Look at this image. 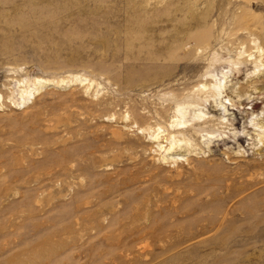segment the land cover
<instances>
[{"label": "rangeland", "instance_id": "rangeland-1", "mask_svg": "<svg viewBox=\"0 0 264 264\" xmlns=\"http://www.w3.org/2000/svg\"><path fill=\"white\" fill-rule=\"evenodd\" d=\"M262 64L264 0H0V264H264Z\"/></svg>", "mask_w": 264, "mask_h": 264}, {"label": "bare ground", "instance_id": "bare-ground-1", "mask_svg": "<svg viewBox=\"0 0 264 264\" xmlns=\"http://www.w3.org/2000/svg\"><path fill=\"white\" fill-rule=\"evenodd\" d=\"M262 66H264V65L262 64ZM254 67L258 68L259 66L254 65ZM224 80H225V77L223 76V82L222 83L220 81L214 80L212 85H207V84L205 85V83H204V84H200L199 86L201 89L206 90L205 96H207L206 98H210L213 101V103L215 104L214 105L215 108H218L219 110L221 109L223 111H226L227 107L232 105L233 101L227 95L223 96V93L225 91L224 86L226 85ZM46 83H47L46 80H39L38 79V80H36V87H34L32 90L28 91L25 88L20 89L19 97H18L19 101L14 102V105L20 106L21 104L27 103V101L31 100L37 94L38 91H40L42 88H44L46 86ZM233 88H234L233 90H236V86ZM236 95H237V93H236ZM191 106L192 105H188V107H191ZM198 106H199V104L193 105V108H196L193 111V115H192L193 120L198 122L202 118L208 119L209 117H204L202 109L198 108ZM174 110H175L174 115H173L174 119L169 124V127L173 130V134L169 133L168 136L165 138V142H166L165 146H163L161 144V142L159 141V137H160V134H159L160 128L159 127L150 133V139L155 143L157 150L160 151V153H161L160 159L162 162H167V160L172 161V162L177 161L178 160L177 157H179V156L176 153L173 154V152L176 151V148H178V149L183 148L182 150H184L185 152H188L189 149H191L193 147V145L191 144L192 141L190 140L191 138H189L190 136L187 135L188 138L186 137V134L188 133L187 131H189L191 134H194V136H196V134L197 135L199 134L192 127V124L190 123V121H192V120H189L185 117V115L187 113L185 107H182L181 105H177ZM255 118H257V116ZM255 118H252L251 120H249L251 131L254 135L253 138L252 137H249V138H250V140H252L254 147H257V149L258 148L264 149V122L260 121V120H255ZM223 120H224L223 118H220L219 122L222 124ZM201 136L206 137L204 139L205 143H208L209 140L212 138V137H210V135L208 133L207 134H201ZM247 136H248V134L246 136L245 135L244 136L243 135H238V136L233 135V138L235 139L236 142H239V141L241 142Z\"/></svg>", "mask_w": 264, "mask_h": 264}]
</instances>
